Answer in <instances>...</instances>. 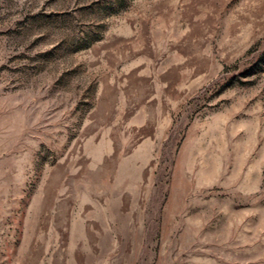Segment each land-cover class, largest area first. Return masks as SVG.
Returning <instances> with one entry per match:
<instances>
[{
    "label": "rangeland",
    "instance_id": "1",
    "mask_svg": "<svg viewBox=\"0 0 264 264\" xmlns=\"http://www.w3.org/2000/svg\"><path fill=\"white\" fill-rule=\"evenodd\" d=\"M0 264H264V0H0Z\"/></svg>",
    "mask_w": 264,
    "mask_h": 264
}]
</instances>
